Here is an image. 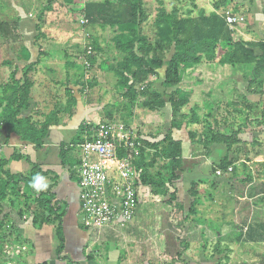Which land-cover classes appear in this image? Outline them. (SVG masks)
Returning <instances> with one entry per match:
<instances>
[{
    "label": "rangeland",
    "instance_id": "rangeland-1",
    "mask_svg": "<svg viewBox=\"0 0 264 264\" xmlns=\"http://www.w3.org/2000/svg\"><path fill=\"white\" fill-rule=\"evenodd\" d=\"M102 1L106 2V0H79L81 4L77 3L75 9L69 3L63 1L65 5L62 6L66 7V11L61 17V23L54 20L53 10L50 12L43 10L41 12L40 19L44 18L41 27L51 30L60 36L58 42H54L56 45H60L59 54L56 57L50 58V60L52 59V63H59V66L57 65L55 69L51 68V72H48V67L42 66L43 69L37 72V77L35 78L36 81L45 82L47 81L45 79L46 76H49V73L52 74L48 77L50 78L48 82L50 80L55 85V88L53 87L54 99L56 100L55 107L60 106L62 108L64 106L63 101L66 99L64 88L66 86H73L71 88L73 94L76 93L77 96H82L84 99L88 95H91L92 100H94L93 104L96 105V107H93L95 108L93 114H95L96 120L90 121L88 119V121L83 123L85 129L88 130V136L91 135V132H95L96 127H98L97 125L113 123L122 125L123 132L128 133L134 140H141L143 142L142 136L157 129L155 126L147 129L150 132H138L141 130L138 126L132 129L131 122L129 121L133 117L138 122L142 118L148 121V117L144 118V114L148 111L140 106L143 97H138L136 109H134V106L131 109L122 103L121 99L123 100V97L118 96L115 92L116 101H121V105L116 109L118 113L114 112L113 114L112 104L110 106L106 105L105 108L102 107L115 101V84L112 83H115L117 79L111 69L113 70L116 67L118 58L109 55V52H106L105 55H100L94 47L95 58L91 63V67L86 70L82 65L84 46L93 40V42L97 43L99 36H104V38L107 36L105 38L107 49L113 48V42L109 39V35H113L114 33L112 31L113 27H110L108 24L106 25L101 19L95 17V10ZM109 1L111 2L112 0ZM215 1L143 0V8L147 18L141 25V35L147 43H153L157 39L156 27L153 21L157 9L160 7L159 3H161V6L167 12H170L173 8H178L182 13L190 11L189 16L191 17H196L200 11H203L205 15L211 12L221 14L225 17V20L227 16L235 18L236 21L232 23H228L226 20L234 42L255 43L264 41V0H232L227 8L217 11L214 9ZM54 2L55 0L52 3L54 4ZM236 5L239 6L236 8ZM87 9L94 12V19L89 18L86 25H81L79 24V20L83 18V14H85L84 10L87 11ZM183 15L188 16V13ZM59 24L61 25L59 26ZM3 27L5 26L3 25ZM2 33L3 31H0L1 38H3ZM86 34H89L90 39H88ZM5 43L9 45L8 40H5ZM11 43L16 42L15 40H11ZM51 45L56 47L52 43ZM2 46L3 43L0 42V47ZM224 52L225 49L219 47L216 51V59L211 63L201 62L199 64L179 66V87L169 90L163 89L161 86L164 73L163 68L157 70L156 75L149 77L152 83L151 90H158L168 94H175L174 90H178L180 92L179 97L188 100V103L181 109V112L186 117H191L194 110L195 114L198 115L200 122L198 124H191L188 128L196 132L195 142L200 140L201 144H203V146H200L194 143L192 144L193 147L190 145L187 148L184 147V154L187 159L182 162L183 172L181 174V182H177V184L181 183V185L177 188L173 186L168 188L169 193L175 190V195L182 198L180 202L175 201L173 204V212L177 214V217L172 216L173 221L170 222V228L173 234H167V236L171 240L175 238L182 245L186 240L191 242L192 248L187 247L188 250L185 252L186 256H189V262H196L201 258L207 264H264V66L256 67L255 64L230 65L224 63L221 60ZM171 55L172 51L167 53L165 56L166 60H169ZM41 59H46L47 61L48 58L42 56ZM10 65L13 66L11 63ZM10 65H4L3 62L0 63V83L9 80L8 78L12 69ZM55 72H57V75H55ZM32 76L33 74L29 73L31 81L34 82ZM82 81L86 83L84 88L75 85V82ZM89 83L93 84V86L90 85L89 87ZM35 108L37 107H28L23 112V115L31 116L34 122L37 120V116L42 117L45 115V112H49L48 114H50L54 111V108L52 109L51 106H40L37 111H35ZM33 111H35L34 114H31ZM107 113L111 118L107 116ZM130 113L131 115H129ZM61 117L67 118L64 114ZM150 118H152L150 119L152 125L158 120L157 118L153 119L152 116ZM245 118L261 120V124L259 127L249 124L243 131L244 133L239 135L241 142L234 145L229 152V157L233 161V171L229 172L226 170L224 172L218 166L220 159L226 153L225 148L220 145L208 144L207 142L209 141L206 142L207 138H205L204 142L201 132L213 122V119L217 122L216 126L222 128L226 120L238 125L243 123ZM123 119L127 120L128 122L126 123L129 124L123 123ZM159 120L164 129L166 125L165 116L161 115ZM184 129L188 131L186 127ZM253 140H256L257 143L253 142ZM3 145L0 147V156L8 159L14 151L7 150L2 153L1 149ZM254 152H258V155L254 156ZM75 153H78L76 148ZM150 154L151 152H148V156ZM79 156L80 153H78V158ZM248 159L250 161L245 163ZM161 165L162 160L160 159L157 166L151 172L155 173L157 171L164 176L168 175V171H161ZM21 166L22 169L20 165L9 162L5 166V169L10 170L14 174L20 173L24 175L23 164ZM215 168H219L221 174L216 175L214 172ZM206 174L209 176L208 179H205L206 181L197 180V182L206 183H199L196 188L200 194L199 201L195 202L189 211L192 203V198L188 194L191 184L189 181L193 180L195 182L194 178H202ZM49 178L52 182L55 181L54 183L56 184V179H52V176L45 177L47 184L49 183L47 180ZM137 183H139V180ZM212 183L215 184V187L211 186ZM50 184L52 185L51 182ZM149 191L141 189L140 196L149 197L151 195ZM17 193V195H9V200H4L0 203V221L4 222L3 227L13 226L17 229L21 243L11 244L12 241L8 239L0 241V264H38L36 263L38 262L37 256H34L35 249L31 238L41 240L38 248V257L42 256V260L39 261H57L54 253L57 240L53 236V226L46 223L43 225H39V223L35 224L34 221L35 218H44L47 215V213L43 212V216L41 217V210L36 207V192L24 193V190H20ZM140 198L144 199V197ZM159 201H156V203ZM179 204L181 205V209L179 208ZM71 210L77 221H70L69 224H77L80 229L86 230L81 225L82 216L79 212H75L73 207ZM181 218V223L183 224L190 219L195 220V223L198 222L200 224V229L189 235H185L183 230H175V219ZM189 223L192 225V222ZM131 224H127L122 228L116 226L112 230L119 232L125 230ZM146 225V220H143L142 227L144 228V232L139 237L141 227L137 231L133 230L132 232L131 230L132 233L125 231V234H127L125 240L128 244L129 240H136L138 243L137 254H135L134 249L130 251L133 258L132 264H144L148 260L149 264H156L148 259V250L146 249L145 242L147 238V234L145 233ZM44 226L45 228L46 226L48 228L51 227L52 233L49 230H45L47 232H44ZM69 227L66 228L67 233H69ZM175 234L178 236H175ZM125 240L120 239V241L116 242V245L118 247L124 246ZM189 242L186 244L191 246ZM89 246L90 244L88 243L85 246L88 247V254L90 253L93 259L101 263L102 260L99 253L102 249H89ZM68 250L69 257H72L73 253L78 254L75 252L72 244H69ZM12 251L15 257H17V254L20 255L18 257L20 258L19 262L13 261L14 257L9 256ZM30 251L33 253L32 256H28V252ZM165 251L167 254L162 257L164 260H161L162 262L159 264L189 263L184 257V250L180 254L181 257L177 256L178 253L174 246L171 249L167 248ZM63 255H65L64 252ZM101 255H104V252H101Z\"/></svg>",
    "mask_w": 264,
    "mask_h": 264
},
{
    "label": "trees",
    "instance_id": "trees-1",
    "mask_svg": "<svg viewBox=\"0 0 264 264\" xmlns=\"http://www.w3.org/2000/svg\"><path fill=\"white\" fill-rule=\"evenodd\" d=\"M52 1L48 0L42 11L48 10ZM65 1L69 4L71 3V0ZM231 1L216 0L214 9L216 11L222 8L225 9L230 5ZM159 4L160 7L157 9L153 21L157 33V39L153 43H147L141 35V25L147 18L143 8V0L102 1L95 10V17L101 19L106 25L113 27L114 37L111 39L113 47L123 54L116 67L113 70L111 69L117 79L115 82L117 93L131 105L138 102V97H143L140 106L151 112L163 108L166 103L170 105V129L162 140L153 143L135 141L138 151L137 156L134 155L133 150L122 147L117 149V156L127 160L136 172L137 187H148L152 195L160 197L164 203L171 205L177 201L176 191L169 193L168 188L181 179L183 172L182 144L179 140H175L172 137L171 132L172 130H180L185 125L192 144L196 143L203 146L200 140L195 142L196 132L188 128L191 124H198L200 119L194 110L191 117H186L181 112L188 100L180 98L178 90H174L175 94L159 93L153 89L151 90L152 83L149 77L156 75L157 70L163 68L161 86L163 89L176 88L180 84L179 66L199 64L201 62L211 63L216 59V51L219 47L225 49L221 59L224 63L230 65L255 64L256 67H263L264 41L255 43L234 42L225 17L216 12L205 15L203 11H200L196 17H191L189 16L190 11H186L185 13H188V16H184L183 14L185 13H182L178 8H173L170 12H167L161 6V3ZM238 6L236 5V8ZM84 13L83 17L87 23L89 18L94 19V12L87 9V11L84 10ZM37 37H39V34ZM90 44L92 49L99 47L96 42L92 41ZM23 51L27 53L25 48H23ZM170 51H172V55L169 60H166L165 56ZM26 58L28 59V56ZM40 58L39 54L36 62ZM94 58H92V61ZM3 64L10 65V62L6 61ZM34 64L21 67L17 64L10 65L12 69L9 80L0 83V130L4 128L6 142L9 135L14 133L22 141L34 145L36 149H41L48 128L51 125H59L58 115L60 114L66 115L67 121L70 120L75 113L77 102L72 89L66 87L64 89L66 101L61 110L54 109V111L44 117L42 122H34L31 116L23 115V112L30 105V92L33 82L29 77V73L34 69ZM75 85L84 88L86 83L83 81L75 82ZM90 85L93 86V84L89 83V87ZM212 121L201 132V135L204 142L205 138H207L206 142L209 141L207 142L208 144L220 145L225 148L226 153L220 159L218 166L220 170L225 172L228 167H232L233 161L229 157V152L234 145L241 142L239 135L244 133L243 131L249 124L259 127L261 120L245 118V121L238 125L226 120L222 128L216 126L217 122L214 119ZM87 131L85 126L80 124L76 137L69 144L61 145L59 149L58 158L60 164L63 167H68L69 179L72 182H77V167L79 166V158L75 157V145L84 141V135L88 136L89 134ZM89 136L87 138H90ZM140 142L143 144V148H141ZM253 142L257 143L256 140H253ZM145 148L152 149L150 156H148V152H145ZM256 155H258V152H254V156ZM160 159L162 160L161 171H168L166 176L157 171L155 173L151 172V168H155ZM248 161L250 159L246 160L245 163ZM9 162H25L29 165V169L24 175L20 173L14 174L10 170L5 169ZM243 166L245 167V165ZM219 168H215L214 172ZM234 172L236 171L234 170ZM37 174L44 178L54 175L51 171H43L41 166L32 161L28 155L20 154L15 150L8 159L0 156V203L4 200H9V195H17V191L20 190H24V193L36 192V207L41 210V217L43 212L47 213V215L44 218H35L34 221L35 224L43 225L46 223L53 226L57 240V245L54 249L56 260L64 264H79L77 261L63 255L66 243L63 218L66 214L67 203L57 198L53 192L55 181L52 182L50 178L47 187L37 191L32 186L33 177ZM52 177V179H56V175ZM138 180L139 183H137ZM198 185L199 182H191L190 184L188 194L192 198V203L189 211L192 209L193 204L199 201L200 194L196 190ZM211 186L215 187V184L212 183ZM166 197L168 198L166 199ZM179 208L181 209L180 204ZM3 224L4 222L0 221V241L8 239L12 241L11 244L21 243L17 229L13 226L3 227ZM32 254L31 251L28 252V256H32ZM9 256L14 257L13 261L15 262L20 261V258H18L20 255L17 254V257H15L13 251ZM177 256L181 257L180 254ZM86 259L91 261L93 257L87 254ZM38 264L48 263L44 261Z\"/></svg>",
    "mask_w": 264,
    "mask_h": 264
},
{
    "label": "crops",
    "instance_id": "crops-1",
    "mask_svg": "<svg viewBox=\"0 0 264 264\" xmlns=\"http://www.w3.org/2000/svg\"><path fill=\"white\" fill-rule=\"evenodd\" d=\"M48 0H0V31H3V38L0 37V42L3 43V46L0 47V63L4 62H10L11 64L15 65L17 64L19 67L25 66L28 64H34V69L30 72L33 74L32 80L33 86L31 88L30 92V101H29V108L37 107L35 108V111L40 108V106H51L52 109L56 106V100L54 99V88L55 85H53L50 80L48 82V77L46 76L45 79L47 81L45 82H39L36 81V74L39 72L40 69H43L42 66L48 67V72H51V68L55 69V67L59 63H52V59L50 58L56 57L59 54V47L60 45H56L54 42H58L59 35L55 34L51 30H46L41 27L43 17L40 19V14L42 12V9L44 8L45 4ZM65 0H55L54 4L51 3L50 7L48 8V11L50 12L53 10L54 12V20L57 22H60L62 15L66 11V7L62 6L65 5L63 3ZM53 2V1H52ZM79 3V0H71V3L69 4L71 7L75 9V5ZM56 4V5H55ZM70 8V7H69ZM61 23V22H60ZM3 25L5 27H3ZM61 24H59L60 26ZM8 26V27H6ZM58 27V26H56ZM39 29V30H37ZM45 31V32H43ZM113 31V30H112ZM39 34V37H37ZM114 37L113 35H109V39H112ZM38 38V39H37ZM107 38V36H105ZM104 36H99L97 38V44L100 47H97L96 51L100 55H105V53L109 52V55L116 56L118 60L116 63L122 58L123 54L117 50L114 49V47L111 49H107V45L105 43ZM37 39V40H36ZM5 40L9 41V45L5 43ZM11 40H15L16 43H11ZM94 41V40H93ZM56 45V47H53L51 45ZM92 43V42H91ZM43 48H41V47ZM113 46V45H112ZM23 48L27 50L23 51ZM44 49V50H43ZM40 54L41 58L42 56H45V58H48L42 60L41 58L39 61L36 62L38 55ZM28 56V59L26 58ZM14 58V59H13ZM19 58V59H17ZM57 75V72H55ZM115 84V83H112ZM54 87V88H53ZM67 87V86H66ZM65 87V88H66ZM179 87V86H178ZM64 88V89H65ZM68 88H73V86ZM169 90V89H168ZM174 90V89H173ZM172 90V91H173ZM73 91V90H72ZM156 92L162 93L158 90H155ZM116 89L114 91L115 101L113 103H108L103 105L102 107L105 108L106 105L110 106L113 105V114L114 112H117L116 109L121 105V101L124 105H127L129 108L136 109L137 102L133 105L129 104L126 99H121V101H116L117 97ZM119 96V94L117 93ZM74 96L76 98V109L75 113L72 116L70 120L67 121L66 118H62V114L58 115L59 125H51L48 128V132L46 137L43 140V146L41 149H36L34 145L22 141L19 136L15 135L14 133L10 134L8 137V141H5L6 132L3 129L0 130V142L4 144L1 152L4 153L7 150H10L13 152L14 150L20 154H26L28 155L32 161L35 163H38L43 171H51L54 175L57 176L56 178V184L55 187H53V192L56 194L57 198L59 200L65 201L67 203V210L66 214L63 218V226H64V235L66 238L65 243V249L64 254L74 260L77 261L79 264H132L133 258L131 256V250L138 249V243L136 240H129L128 242L125 240L127 234H125V231L130 233L131 230L137 231L139 227H141V230L138 232L139 235H142L144 232V228L142 227L143 220H146V230L145 233L147 234V238L145 239L146 242V249L148 259H150L154 263H160L161 260H164L162 257L167 254L166 249H171L173 246L178 254H181L184 250V257L186 261H188V257L185 254L187 247L192 248L191 242L187 241L182 244L180 242L176 241L175 238L172 240L167 236V234L172 235V229L170 228V222L173 221L172 216L177 217V214H174V207L173 204L168 205L164 203V201L161 200L160 197L152 195V193L149 191L148 187L145 186H138V205H137V212H136V218L133 220L132 224L128 228H124L125 230L121 231H114L111 228H103L99 230H82L80 229L77 224H69L70 221H77L75 217L72 214L71 208L73 207L75 212H78V188L76 185V182H72L69 179V171L68 167H63L60 164L58 153L61 145L69 144L77 135L78 133V127L80 124H83L85 121H88V119L91 121H95L96 117L94 113L93 107H96L94 105L92 100L93 98L91 95H88L86 99L82 98V96H77L76 93H74ZM66 99L63 101L65 105ZM64 107V106H63ZM62 107V108H63ZM60 106L55 107L54 109H62ZM53 109V110H54ZM33 111L31 114H34ZM51 111V110H49ZM108 112V111H107ZM43 113V112H41ZM49 113V112H48ZM48 113L45 112V115L40 117H36V121L42 122L44 120V117L48 115ZM163 113V114H161ZM131 115V113L129 114ZM161 115L165 116L166 118V125L164 126V129L162 127L161 121L159 120V117ZM107 116L109 114L107 113ZM157 118V122L153 125L150 121V117ZM148 117V121L143 120H135V117H133L131 122L132 129L133 127L136 128L138 126L141 130L138 132H150L147 129H150V127L155 126L157 129L154 132L147 133L146 135L142 136L144 141H147L149 143L158 142L163 139L166 132L170 129V121H171V111H170V105L168 103L165 104V106L159 110L156 111H148L144 114V118ZM34 118V117H33ZM43 118V119H42ZM34 120V119H33ZM110 120V119H109ZM65 125H63V123ZM128 122L127 120L123 119V123ZM129 124V123H126ZM185 128V125L182 126L180 130H172L171 134L172 137L175 140H179L182 144V156L183 160L187 159L184 154V147H188L189 145L193 147L191 140L188 137V132ZM147 130V131H146ZM132 135V134H131ZM86 135H84L85 137ZM186 140V141H185ZM135 141H141V140H135ZM0 144V147L2 146ZM141 148H143V144L140 142ZM146 149V148H145ZM145 152H152V149H146ZM75 157L78 158V153H75ZM15 164L20 165L21 169L23 164V170L24 174L29 169V165L25 162H13ZM157 166V165H156ZM152 171V168H151ZM50 175V176H54ZM209 176L206 174L202 178H194L195 182L199 179L200 181H206L205 179H208ZM182 179V178H181ZM181 179L178 182H181ZM49 182V179H48ZM194 182L193 180L189 181V183ZM199 183H206V182H199ZM208 183V182H207ZM181 183L177 184L175 183L173 185L174 188H177L180 186ZM171 188V187H170ZM141 189L148 190L149 194H151L149 197L140 196ZM144 197V199L140 198ZM177 197V202L181 201L182 197ZM160 200L156 203V201ZM162 201V202H161ZM172 206V207H171ZM185 207V206H184ZM71 217V220H70ZM181 219H175L174 229L177 231L183 230L185 235L192 234L197 229H200V224L198 222L195 223V220L190 219L187 222L181 223ZM192 222V225L191 223ZM70 226L68 229V232H66V228ZM20 227V225H19ZM21 229V227H20ZM45 230H49L50 233H52V228L48 226H44V232H47ZM131 232V233H132ZM150 234V235H149ZM55 238V235H53ZM123 236V237H122ZM175 236H178L175 234ZM34 244L35 254L34 256H37L38 262L41 263L44 261L42 260V256L38 257L39 254V245L41 244V240L39 241L38 238H31ZM52 239V237H51ZM56 239V238H55ZM93 239V240H92ZM120 239L125 240V245L122 247H118L116 245V242L120 241ZM92 240V241H91ZM52 241V240H51ZM91 241V242H90ZM190 243V245L186 243ZM90 244L89 249H99L100 251V258L102 262H98L96 259H93L91 261H88L86 259V255L88 254L87 249L88 247H85L86 244ZM69 244H72V247L74 248L76 253H73L74 255L72 257L68 256V249ZM101 252H104V255H101ZM90 254V253H89ZM177 254V255H178ZM91 255V254H90ZM92 256V255H91ZM120 258V260H118ZM189 262V261H188ZM48 264H64L60 261H51L47 262ZM149 260L146 261L144 264H149ZM188 264H207L206 261L203 259H199V261L196 262H189Z\"/></svg>",
    "mask_w": 264,
    "mask_h": 264
},
{
    "label": "built area",
    "instance_id": "built-area-1",
    "mask_svg": "<svg viewBox=\"0 0 264 264\" xmlns=\"http://www.w3.org/2000/svg\"><path fill=\"white\" fill-rule=\"evenodd\" d=\"M226 20L236 21L229 16ZM86 23L84 17L79 20L81 25ZM83 55L82 65L88 70L94 58L90 43L84 46ZM97 126L90 138L85 136L83 142L75 145L80 153L76 185L81 225L87 230L122 228L134 220L139 195L137 174L127 160L118 158L117 149H131L137 156L136 142L120 124ZM227 171H232V167ZM215 174L221 171L216 169Z\"/></svg>",
    "mask_w": 264,
    "mask_h": 264
},
{
    "label": "clouds",
    "instance_id": "clouds-1",
    "mask_svg": "<svg viewBox=\"0 0 264 264\" xmlns=\"http://www.w3.org/2000/svg\"><path fill=\"white\" fill-rule=\"evenodd\" d=\"M32 186L36 188L37 191L42 190L47 187L45 178L37 174L33 177Z\"/></svg>",
    "mask_w": 264,
    "mask_h": 264
}]
</instances>
